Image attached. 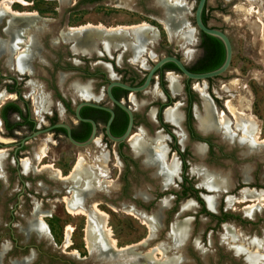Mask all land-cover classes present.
I'll use <instances>...</instances> for the list:
<instances>
[{"label": "rangeland", "instance_id": "1", "mask_svg": "<svg viewBox=\"0 0 264 264\" xmlns=\"http://www.w3.org/2000/svg\"><path fill=\"white\" fill-rule=\"evenodd\" d=\"M9 1L11 9L35 14L36 19L29 22L28 27L23 30L26 36L35 40L37 34L34 29L39 26L41 29L49 27L50 38L56 39H58L59 33L64 30L61 33L63 39L74 42L72 34L65 31L67 26L76 27L89 22L92 24L101 23L106 27L118 26L117 28L120 30L126 31L129 42H133L135 26L129 29L119 26L136 23L141 17L131 10L116 9L105 11V13L98 10L82 12V14L79 12L81 15L76 12L78 15H70L69 20L65 15L64 22L58 26V23H52L51 19L59 20L62 13L57 14L45 8L44 5L49 4L48 1ZM177 1H181L184 5L182 20L187 29L191 31L190 41L184 39L181 30H177L178 32L176 31L170 36L166 28L168 20L166 19L168 18L166 9L159 3L162 11L164 9L163 18L158 12L155 14L151 12L150 15L155 16V20L148 23L156 27L157 37L154 46H148L151 57L147 66L143 67L146 70L167 52L178 53L180 58L189 65L192 61L191 57L197 52L196 42L199 38V31L195 27L193 18L197 0ZM218 2L226 5L221 12L214 10ZM206 14L207 21L215 28L224 31L230 38L233 48L232 58L230 66L222 75L211 78L210 81L190 80L189 83L191 87L195 83L205 84L207 95L215 102L217 108L221 109L216 110L224 112L225 118L230 122L229 131L232 129L235 133L230 142L225 131L219 127H210L204 131L197 128L202 133H215L227 143V146H232L234 143L242 150L237 149L236 151L238 159H235L234 153L232 158L221 159V163H224L221 165L220 162L213 160L209 163L211 166L205 165L201 160H191L193 165H190L191 171L188 169V176L192 177V181L198 187L207 210L212 213L233 215V218L227 217L222 223L216 222L210 215L202 212L200 204L194 197L183 199L177 204V209L171 210L172 196H175V192H171V190H179V182L175 179L177 173L165 186L162 176L161 181L153 180L148 177L149 173L141 169L135 173V176L130 175V178H133L131 186L137 185V188L130 187L125 197H121L119 194L121 186L118 181L119 162L114 155L116 145L111 141L107 145L94 143L81 148L71 145L66 139L57 142L58 139L52 138L47 133L32 138L26 145L27 153L19 155L21 158H27L29 163L26 170L23 165L20 167L25 179L23 185L14 170L15 162L12 157L14 140H17L16 136L19 135L14 134V137H7L0 131V154L2 156L0 165V264H98L97 260H103L105 264H136L137 261L140 264H161L147 259L146 253L149 250H154L155 255L163 264H264V201H254L255 207L250 213L245 207L251 202L239 200L242 196V188L245 187L264 193V0H206ZM2 19H4L2 24H7L5 28L7 36L0 31V38H4L0 39V56L8 53L7 63L12 66L16 62L15 49L12 48V51L6 52L1 49V46L8 43L13 47L11 43L13 34L9 28L14 26L13 23L18 22L19 24L24 21L8 15L1 16L0 20ZM36 20H38L37 23ZM157 21H161L162 25ZM15 42L17 45L18 41ZM98 43L103 46L100 41H97L94 45L95 50ZM47 48L53 55L60 53V57L68 56L64 45L63 48L61 46L55 49ZM132 59L135 60L133 55ZM14 66L16 68V65ZM125 66L131 71L133 70L131 67L138 69V66L128 61H125ZM28 67V71L31 72L30 64ZM42 67L39 65L38 74H31L27 81L19 78L22 94L26 97L31 96L29 98L31 114L38 123L43 119L42 109L47 94H51L50 89L46 86L49 82V75ZM0 70L3 74L7 72L4 65ZM138 70V74L141 75L142 69ZM130 75L131 73L127 74V77ZM111 77H114V74L110 72L109 78L111 79ZM115 77L118 76L115 75ZM177 78L180 82L185 80L183 75H178ZM71 81L73 80L71 79ZM154 81L156 82L157 79ZM4 84L5 81L0 80V103L14 97H7L8 93L6 94L4 91ZM167 84H169L168 81ZM60 85L62 84L60 83ZM104 86L100 87V91ZM191 91L196 101L201 102L202 109L204 103H202L199 92L195 88H191ZM71 93L76 96L73 91ZM160 93V90L151 85L136 96L142 100L141 103H146L157 98ZM180 93L181 90L177 94ZM3 95L5 96L3 97ZM173 96L179 101L183 99L182 94L176 97L173 93ZM133 105L138 106L136 103ZM55 107L59 110L58 118L62 119L61 107L56 103ZM237 112L253 121L257 139H263L260 146L254 145L253 152L250 154L246 152L249 142L239 139L240 131L233 129V123H231L235 119V114H238ZM0 128H2L1 124ZM156 136L145 139L153 144ZM131 141L128 142L131 143ZM204 155L196 156L202 159ZM143 156V164L150 165L147 164L144 154ZM242 156H246V158H242ZM165 162H168L166 157ZM214 162L217 167L212 166L215 164ZM76 166L82 168L78 178L73 177L67 180L61 178L63 175H69ZM204 168L225 174L229 178L228 187L226 189L205 187L197 173V169ZM36 170L39 171L36 172ZM56 170H59L60 173H57ZM251 171L253 178L250 181ZM152 175H161L156 166ZM57 177L62 181L57 180ZM158 182H161L160 187L170 191L166 193L169 201L161 209H159V205L162 198L158 202L157 200L153 201V203L136 202L131 198V195L136 193L147 198L148 193L144 190L154 192L155 189H158L156 188ZM73 192L78 199L79 204L77 205L82 209L80 212H70L66 207L65 196H71ZM206 196L213 197V207L208 206L205 200ZM234 198L236 199L234 200ZM186 200L194 202L190 211L182 210L181 206ZM94 203L104 214L102 220H106L105 225L107 228L109 227L117 246L126 247L123 251L111 249L101 239L92 247L88 246L87 233L94 231L96 222L100 220L98 215L92 211ZM38 213L41 214L40 219L46 228V232L42 235L32 227L33 222L39 218ZM183 222H188L189 230H187L184 240L179 242L174 236L173 227ZM9 232L12 233V239H10Z\"/></svg>", "mask_w": 264, "mask_h": 264}, {"label": "flooded vegetation", "instance_id": "2", "mask_svg": "<svg viewBox=\"0 0 264 264\" xmlns=\"http://www.w3.org/2000/svg\"><path fill=\"white\" fill-rule=\"evenodd\" d=\"M45 1L49 2V4L44 5L45 8L54 11L57 14L62 13L59 20L51 19L52 23H58V26H60V24L64 22L63 17L65 15H67L69 20L70 15L75 16L80 14L79 12H81L82 14V12L88 13L98 10H101V12L104 13L105 11L116 9L122 11L131 10L138 13V15L141 17L138 18L136 23L119 27L129 29L132 26H148V28L150 27L148 35L152 38L147 40L144 51L139 55V59L135 61L132 59V53L129 49H114L110 52V54H108L104 50L103 46L99 43L96 45V50L91 52V54L75 52V50L73 49V41L69 39L65 40L62 38L61 33L64 30L59 33L58 39H56L53 37L50 38L49 35L51 33V30L49 29V27H46V29H41L39 26H37L39 28L36 27V29H34L36 30L37 35L36 47L33 50L32 59L30 61L31 72L26 70L21 72L17 70L14 65L11 66L10 64H8V53L0 56V62L2 61L0 64V68H3L4 65L5 70L7 71L3 74L2 70H0V80L5 81L4 91H6V94L8 93L7 97L11 98L12 96H14L13 99L2 101L0 103V124L2 125L0 131L7 137H14V134L19 135L16 136L18 137V139L14 140L12 157L15 162L14 170L17 173L18 180L23 185L25 184V179L22 171L20 170V167L22 165V160L26 158H21L19 157V155L27 153L26 145L29 140L47 133L50 134L52 138L54 137V139H58L57 142H59L61 139H66L71 145H73L68 139V133L66 129L63 127H54L48 131H42L35 136L26 138L32 135L35 131L45 129L48 126H52L57 123H64L70 127V135L72 136V138L77 141H84L88 139L92 134L94 124L95 130L93 133V140L89 145L94 143L107 145L111 141L107 134V125L110 134H112L113 136H121L122 134H124L128 125V115L122 108L116 105V103H114L109 98L106 91L107 86L111 81H119L130 86H139L144 82L150 67L154 63L153 62L147 70L143 68L147 66V64L149 63L148 60L151 57L148 52V46L150 45L151 47H153L157 37L155 30L156 27L148 24L151 23L152 20H155V16L150 15V13L152 12L155 14L158 12V14L163 18L162 7L159 3H157V0ZM27 4L29 5V3ZM225 6V4L218 2L215 5L214 10L221 12ZM76 12L78 14H76ZM37 22L38 20H36V23ZM157 22L158 24L162 25L161 21ZM2 23L0 25V31L7 36L5 31H3L5 24ZM100 24L101 23L92 24L86 22L76 27L86 25L97 26ZM69 27L72 26H67V29ZM31 31L32 30L30 29V32ZM17 45L18 48H22L24 47L25 43H23V41H18ZM63 45L64 49H66L65 51L68 55L67 57H60V53L53 55L47 48L50 47L52 49H55L56 47L60 46L63 48ZM196 45L197 52L194 53V55L191 57L192 61L190 65L187 64V62L183 61L178 53L167 52V54L163 56L174 55L180 58L187 68L193 67L196 63L202 60L204 55V47L202 38L200 36V31ZM120 53L122 54L120 55ZM125 61L138 66V69H142V74H138L137 71L139 70L136 67H131L133 69L132 71L126 68ZM169 63L170 62L165 63L161 68H159L150 79L147 88L152 85L161 92L160 95L157 96V98L151 100L150 102L141 103L142 100L136 96L139 95V93L144 92L147 88L137 92H130L119 86L111 87V94L113 95V97L118 101H121L124 105L128 106L133 112L132 126L126 139L118 143H114L113 141L111 142L116 145L114 155H116L119 162L118 181L121 186L119 194L121 197H125L130 187L135 186V188H137V185L131 186V184H133V178L131 179L130 175L132 174L135 176V173L137 171H140L141 169L149 173L148 177L150 179L161 181V175H152L153 171L155 170V166L144 165L143 153L136 154L133 151L131 143H129L128 141L135 136L153 138L159 134L162 137L166 147V159L169 160L173 156H175L178 160V173L175 179H177V181L179 182V190H171V192H175V196H172L171 204V210H173L177 209V204H179L183 199L194 197L197 200L199 197L203 200L199 193L198 187H196L194 181H192V177L188 176V169L191 171L190 165H193L190 162L191 160H201L207 166H211V164L209 163L211 160H213L220 162L221 165L224 164L221 163V159L226 157L232 158V154L234 153V157H236L235 159H238V157L236 156V151L237 149L242 150V148L234 143L232 146H227V143L221 140L220 137L215 133H202L201 131H199L196 126L195 113L196 109H201V102L199 103V101H196L195 96L191 91V88L194 87L190 86V80L187 78H185L184 81L180 82L181 93L174 94L176 97L182 94V101H179V99H174L175 97L173 96V93L171 92L167 84V74L169 72L178 74L179 71L177 72L174 68H172V66L169 65ZM142 64H144V66H142ZM39 65L43 66L42 69L45 70L49 75V82L46 86L50 89L51 94H47L44 102L45 105L42 109L43 119H41L38 123L37 119L31 114V106L29 102V98H31V96L26 97L22 94L21 81H19V78L20 80L27 81L28 77L31 74H38L37 71H40V69L38 68ZM110 72L114 74V77H111V79L109 78ZM129 73H131V75L127 77V74ZM59 75L64 76L62 85H60L59 83ZM115 75H117L118 77H115ZM71 79L73 81H78L80 85L87 86L89 96L86 98L73 96L71 93L73 91V88L70 85L73 81H71ZM154 79H157V81L155 82ZM101 86H104L102 91H100ZM82 100H87L96 104L97 106L82 105L79 108L78 113L80 118H78L76 116L75 109L77 104ZM212 102L215 108L218 109L215 102L213 100ZM55 103L61 107V114L63 115L62 119L58 118L59 110L55 107ZM132 103H136L138 104V106H134ZM177 103H179V110L181 112V118L179 119L178 124L164 116L165 111L168 108H174ZM46 107L47 109H45ZM107 109H111L113 112V118L109 124L108 120L111 113ZM23 139H25V141L24 143H21ZM194 144L204 145L205 155L202 159H199L194 154L192 149ZM212 166L217 167L216 163ZM38 171L39 170H36V172ZM250 175L251 181L253 178L252 171ZM56 179L62 181L58 177ZM241 181L243 182V179H241ZM157 184L158 186L156 188L158 189H155L154 192H150L147 189L144 190L148 193L147 198H143L137 193L132 194L131 198H133L136 202L153 203V201L156 200L158 202L162 197L168 195L166 193H169L170 191L165 190L166 188L164 189V187H160L161 182H158ZM214 214L218 215L220 219H224L225 217V213ZM215 221L217 222V219ZM222 222L224 221L222 220ZM9 235L10 239H12L11 232H9Z\"/></svg>", "mask_w": 264, "mask_h": 264}, {"label": "bare ground", "instance_id": "3", "mask_svg": "<svg viewBox=\"0 0 264 264\" xmlns=\"http://www.w3.org/2000/svg\"><path fill=\"white\" fill-rule=\"evenodd\" d=\"M157 2L161 3L165 7L163 8L166 9V14H167L166 16H168V18H166L168 19L166 22V28L170 36H172V34L176 32L177 30H181L182 31L181 35L184 37V39H186L187 41H190L191 31L187 29V27L185 26L182 20L183 14H184L183 12L184 5L181 3V1L157 0ZM3 15H8V16H11L12 18H16L18 20L24 21L19 24L18 22L13 23L14 26H11L9 28L13 34V40L11 42L13 44L12 45L13 47H11L8 43H6V45L1 46V49L6 52L12 51V48L15 49L14 58L16 62L14 65H16V69L21 72L25 70L28 71L29 70L28 65L30 63L27 64V62L32 57L33 50L36 47V40L32 37L26 36L23 30L28 27L29 22L36 19L35 14L32 12L31 13L30 12H19V11L13 10L10 7L9 0H1L0 1V17ZM183 25L184 27H186V29H184ZM91 28H94V29H91ZM134 29L135 30L133 33L134 35L133 42H129L126 31L120 30L117 27H104L101 24L97 26L86 25V26H80V27H69L66 30V32L71 33L72 34L71 36L74 37L73 38L74 39L73 49L75 50V52L90 54L91 52L95 51L94 45L97 43V41H100L103 44V47L107 53H109L112 49H121V48L124 49L125 48V49H129L133 55V58L137 60L139 59V55L144 51L147 40L150 39V36L148 35L150 28H148V26L143 25V26H135ZM22 35H23V38H22ZM15 41H23V43H25L26 46L22 48H18V46L15 44L16 43ZM177 77H178V74H175L173 72H169L167 74L169 88L171 92L174 94L179 93L181 90V85ZM63 79H64V76L59 77V82L61 84H62ZM71 86L73 88V93L76 94V96H80L83 98H86L89 96L87 86L80 85V83L76 81L73 82ZM193 87L195 88L197 92H199L202 98V101H203L202 103H204L202 109L196 111L197 127L201 129L202 131L209 129L210 127H215V128L219 127L225 131L226 137L231 142L233 138L232 136L235 133V131L232 129H231L232 132L229 131V123H230L228 122L229 119L227 120V118H225V114L223 111L219 112L216 110L211 98L206 93L205 84L195 83ZM4 96L5 95H3V97ZM178 105L179 103H177L174 108H168L164 113V116L166 118L171 119L176 124L179 123V119L181 118V112L179 110ZM231 123H233V129H238L240 131L239 139L249 142V146L246 147L247 153L250 154L251 152H253L254 145H257V146L261 145V142L263 141V139L262 140L257 139L256 132H255L256 127L252 120H249L245 118L243 115L238 113V114H235V119ZM131 140H132L131 145H132L133 151L136 154L143 153L147 160V164L155 165L157 167V171L162 176L163 185L167 186L170 183L172 177H174V175L178 173V160L176 159L175 156H173L171 159L168 160V162H165L166 147H165V143L162 137L158 134L153 144L152 143L150 144V142H148L145 139V137H142V136H135ZM193 150L198 157H202L205 153V147L203 144H195L193 146ZM1 164H2V156L0 154V165ZM22 165L25 170L28 169L29 163H28L27 158L22 160ZM81 170L82 168L80 166H76L69 173V175H66L64 177L61 176V178L66 179V180L71 179L73 177L78 178ZM56 172L60 173L59 170H56ZM197 173H198V176L204 182V186L207 187L208 189H226L229 185V178L225 174L218 173V171L213 172L212 170L210 171L204 168V169H197ZM242 190H243L242 196L239 198V200L241 202L242 201L251 202L250 204L246 205L245 208L248 210V212L252 213L253 207H255L254 201H258V202L264 201V193L255 191L254 189H250L246 187L242 188ZM235 199L236 198H234V200ZM65 200H66V207L68 211L70 212L82 211V209L77 205L79 203H78V199L76 198L75 192H73L71 196H68V197L65 196ZM205 200L208 206L210 207L214 206L213 197L206 196ZM168 201H169L168 197L166 198L162 197V200L160 201L159 209L165 206L168 203ZM95 204L96 203L92 205L93 207L92 211H94L98 215L100 220L99 222L98 221L96 222L94 231H90L87 233L88 246L92 247L93 245L98 243L99 239H101L111 249L115 251H123L126 247L117 246L115 239L112 238L111 232L108 229L109 227L107 228L105 225L106 220L105 221L102 220V217L104 218L103 216L104 214L95 206ZM193 206H194L193 201L186 200V202H184L181 207H182V210H189V209H192ZM40 215L41 214L38 215L39 218L37 217L38 220L33 222L32 227L39 234L42 235L46 232V228H45V224L40 219L41 218ZM187 230H189L188 222H183L173 227V233L177 241L181 242L184 240ZM146 256H147V259L149 260L163 264L162 262H160L161 260H159L157 256L155 255L154 250L147 251ZM253 259L255 258L253 257ZM136 264H140V262L137 261Z\"/></svg>", "mask_w": 264, "mask_h": 264}, {"label": "water", "instance_id": "4", "mask_svg": "<svg viewBox=\"0 0 264 264\" xmlns=\"http://www.w3.org/2000/svg\"><path fill=\"white\" fill-rule=\"evenodd\" d=\"M205 3H206V0H197L195 8H194V16H193L194 24H195V27L198 29V31H201V32L206 33V34L211 35V36H214V37L218 38L222 42V44L224 46V51H225L223 62L217 68L209 70V71L192 72V71L188 70V68L186 67V65L184 64V62L180 58H178V57H176L174 55H166V56H163V57L157 59L153 63V65L150 67V69L148 71L147 76L145 77L144 82L141 85H139V86H130V85H127V84L119 82V81H111L108 84L107 89H106L107 94H108L109 98L114 103H116V105H118L120 108H122L128 115L127 129L124 132V134H122L121 136H113L112 134H110L109 129H108V125H107V129L106 130H107L108 137L114 143L121 142V141L125 140L126 137L128 136V134L130 132V129H131V126H132V122H133V112L128 106L124 105L121 101H118L117 99H115L113 97V95L111 94V87L112 86H119V87H122V88L130 91V92H137V91L144 90V89H146L148 87L152 75L159 68H161L165 63H168V62L173 63L177 67V69L179 70L178 74L183 75L185 78H187L189 80H194V81H203V80H207L209 78L218 77V76L222 75L228 69V67L230 66L232 53H233V49H232V44H231L230 38L228 37V35L224 31H222V30H220L218 28H215L208 21H207V24H204V22L202 20V11H203V8L205 6ZM4 19L0 20V23H2L4 21ZM6 26H7V24L4 26L3 31H5ZM108 54H110V53H108ZM82 105L97 106L96 104H94L92 102H89L87 100H82L81 102H79L77 104L76 109H75L76 116L78 118H80L79 113H78L79 112V108ZM107 110L110 111V113H111L110 118L108 120V124H109L110 121L113 118V112H112L111 109H107ZM54 127H63V128H65L67 133H68L69 141L73 145H75L77 147H81V148L87 147L93 140V133H94V130H95L94 124H93V132L90 135V137L88 139L84 140V141H77L74 138H72V136L70 135V127L67 124H64V123H57V124H54L52 126H48L45 129H42V130H39V131H35L32 135H30V136H28L26 138H30L32 136H35V135H37L38 133H40L42 131H48V130L54 128ZM24 141H25V139H23L21 141V143H24ZM242 157H246V156H242ZM245 182H248V181H245ZM91 252H93V251H91ZM97 257H99V256H97ZM96 262H98V264H105L103 262V260H97Z\"/></svg>", "mask_w": 264, "mask_h": 264}, {"label": "trees", "instance_id": "5", "mask_svg": "<svg viewBox=\"0 0 264 264\" xmlns=\"http://www.w3.org/2000/svg\"><path fill=\"white\" fill-rule=\"evenodd\" d=\"M202 20L204 24H207L206 3L202 11ZM200 36L203 41L204 55L202 60L196 63L193 67H188V69L192 72H205L215 69L221 65L224 60L225 51L222 42L218 38L201 31ZM169 65L172 66V68H174L177 72L179 71L173 63H169ZM207 80L210 81L211 78ZM197 200L201 206L202 212H204L206 215H210L214 220L217 219L218 223H221L222 220L225 221L227 217L233 218V215H228L225 213L224 219H220L218 215L205 208L204 201L201 198L198 197Z\"/></svg>", "mask_w": 264, "mask_h": 264}, {"label": "crops", "instance_id": "6", "mask_svg": "<svg viewBox=\"0 0 264 264\" xmlns=\"http://www.w3.org/2000/svg\"><path fill=\"white\" fill-rule=\"evenodd\" d=\"M179 75V74H178ZM178 79V78H177ZM178 81H179V83H180V80L178 79ZM168 86H169V84H168Z\"/></svg>", "mask_w": 264, "mask_h": 264}]
</instances>
